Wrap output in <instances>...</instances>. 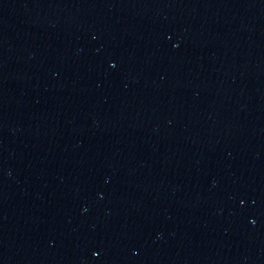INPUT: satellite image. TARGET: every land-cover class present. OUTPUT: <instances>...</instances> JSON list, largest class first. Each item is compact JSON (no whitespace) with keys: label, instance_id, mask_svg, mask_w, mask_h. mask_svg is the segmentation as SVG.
I'll return each instance as SVG.
<instances>
[{"label":"water","instance_id":"1","mask_svg":"<svg viewBox=\"0 0 264 264\" xmlns=\"http://www.w3.org/2000/svg\"><path fill=\"white\" fill-rule=\"evenodd\" d=\"M0 264H264V0H0Z\"/></svg>","mask_w":264,"mask_h":264}]
</instances>
